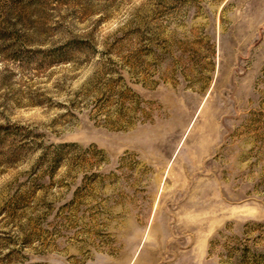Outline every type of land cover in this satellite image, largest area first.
Here are the masks:
<instances>
[{
    "label": "rangeland",
    "instance_id": "1",
    "mask_svg": "<svg viewBox=\"0 0 264 264\" xmlns=\"http://www.w3.org/2000/svg\"><path fill=\"white\" fill-rule=\"evenodd\" d=\"M263 262L264 0H0V264Z\"/></svg>",
    "mask_w": 264,
    "mask_h": 264
},
{
    "label": "trees",
    "instance_id": "2",
    "mask_svg": "<svg viewBox=\"0 0 264 264\" xmlns=\"http://www.w3.org/2000/svg\"><path fill=\"white\" fill-rule=\"evenodd\" d=\"M250 254H252V255L250 256ZM261 256H263V255L262 254H258V253H250V251L248 249L247 252H243L242 255L239 256V258L242 260V262H245L246 260L252 259V258L255 259V262H258V260H259L258 258L259 257L261 258Z\"/></svg>",
    "mask_w": 264,
    "mask_h": 264
}]
</instances>
